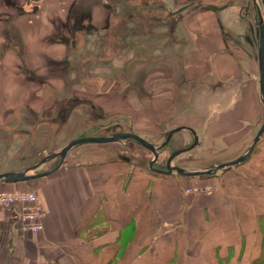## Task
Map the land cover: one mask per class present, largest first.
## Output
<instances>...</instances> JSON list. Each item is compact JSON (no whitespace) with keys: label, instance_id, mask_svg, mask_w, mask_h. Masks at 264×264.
<instances>
[{"label":"rangeland","instance_id":"rangeland-1","mask_svg":"<svg viewBox=\"0 0 264 264\" xmlns=\"http://www.w3.org/2000/svg\"><path fill=\"white\" fill-rule=\"evenodd\" d=\"M94 3V18L86 4L81 19L74 20L79 25L52 37L53 47L62 46L61 60L27 73L25 88L18 87L22 82H6V90L28 94L25 102L36 95V112L23 108L21 140L9 139L7 131L0 165L10 162L23 169L80 135L131 131L158 145L177 125L193 127L199 137L195 147L173 159L190 170L231 160L248 146L264 118L257 82V16L251 4L238 0V14L220 10L216 16L217 10L199 0H188L173 15H168L177 8L172 0ZM197 10L203 13L194 15ZM207 10L216 24L204 14ZM191 142L189 130L174 133L155 165ZM112 143L130 161L141 157L145 168L153 157L134 140ZM56 161L48 159L31 172L47 170ZM198 177L199 184L210 176Z\"/></svg>","mask_w":264,"mask_h":264},{"label":"crops","instance_id":"crops-1","mask_svg":"<svg viewBox=\"0 0 264 264\" xmlns=\"http://www.w3.org/2000/svg\"><path fill=\"white\" fill-rule=\"evenodd\" d=\"M94 1L0 0V146L7 131L9 139L21 140L23 108L36 112L37 96L25 102L28 94L6 90V82L25 88L27 73L61 60L62 46L53 47L52 37L79 25L74 20L86 4L94 18ZM203 1L226 3L224 15L242 8L238 0ZM172 2L178 8L188 0ZM204 14L216 24L214 14ZM256 146L242 163L207 178L219 190L185 194L198 176L154 172L141 157L124 161L112 142L77 145L48 175L0 182L3 188L36 190L50 210L40 231L20 233L10 230L9 211L0 207V264H264L263 136ZM8 166L0 165V172L22 169Z\"/></svg>","mask_w":264,"mask_h":264},{"label":"water","instance_id":"water-1","mask_svg":"<svg viewBox=\"0 0 264 264\" xmlns=\"http://www.w3.org/2000/svg\"><path fill=\"white\" fill-rule=\"evenodd\" d=\"M28 2H34L38 0H27ZM247 2L250 0H246ZM253 4L255 5L256 9V16H257V26H258V46H257V58H258V92H259V98L260 101L262 102L264 106V0H251ZM188 4H184L179 6L173 11H169L168 15H173L181 12L184 10ZM227 6L226 3L216 7V6H209V9L213 10H221ZM183 129H187L191 132L192 134V142L188 144L185 147H181L179 149L174 150L168 155V158L166 160V167L165 169L157 170L152 167V164L156 161L158 158L160 148L165 145L172 135L178 131H181ZM264 132V118L261 121L259 127L255 131L252 139L250 140L248 146L235 158L231 160H227L224 162L216 163L215 165H212L210 167H205L202 169H194L190 170L185 167L179 166L172 164L173 158L178 155L181 152L188 151L195 147L198 143V135L196 130L187 125H177L175 127H172L169 129L164 137V140L156 145L152 143L151 141L147 140L143 136L131 132V131H116L112 132L107 135H85V136H79V137H74L67 141L59 150L55 152H51L49 154L44 155L41 157L39 160H37L35 163L29 165L28 167H25L20 170H6V171H1L0 172V182H7V183H17L21 181H28L30 179L39 177V176H44L48 175L54 170H56L63 162L66 154L68 151L72 148H74L77 145L83 144V143H105V142H115L119 141L122 139H128V140H134L138 142L140 145L143 147L147 148L148 150L151 151L153 157L149 162V168L151 170H157L161 171L162 173H171L173 171L181 174V175H186V176H201V175H214L216 172L219 170L229 168L235 165H238L245 161L248 157L249 154L251 153L252 149L254 146L257 144L259 141L262 133ZM53 157H57L56 163L50 167L47 170L44 171H38V172H31L32 170L36 169L41 163L45 162L48 159H51ZM119 158L124 160V161H129V157L126 155H119Z\"/></svg>","mask_w":264,"mask_h":264},{"label":"built area","instance_id":"built-area-1","mask_svg":"<svg viewBox=\"0 0 264 264\" xmlns=\"http://www.w3.org/2000/svg\"><path fill=\"white\" fill-rule=\"evenodd\" d=\"M207 179V178H206ZM218 182L206 180L184 188L185 194H211L219 189ZM0 207L9 211V227L12 232H38L50 210L42 204L39 194L30 188L0 187Z\"/></svg>","mask_w":264,"mask_h":264},{"label":"flooded vegetation","instance_id":"flooded-vegetation-1","mask_svg":"<svg viewBox=\"0 0 264 264\" xmlns=\"http://www.w3.org/2000/svg\"><path fill=\"white\" fill-rule=\"evenodd\" d=\"M245 3H246V4H251L252 7L255 9V5L253 4V2H252L251 0L248 1V2H245ZM192 139H193V138H192ZM167 144H168V142H167L165 145H167ZM165 145H163V146L160 148V150H161ZM158 157H159V155H158ZM167 158H168V156L166 157L164 163L161 164V165H159V166L155 165V164H156V161H158V158H157L156 161L152 164V167H153L154 169H157V170H161V169L163 170V169H165ZM150 160H151V159L148 160V165H147L148 168H149V162H150ZM172 163H173V161H172ZM173 164H174V163H173ZM149 169H150V168H149ZM150 170H151V169H150ZM157 170H152V171H154V172H158V173H162L161 171H157Z\"/></svg>","mask_w":264,"mask_h":264},{"label":"bare ground","instance_id":"bare-ground-1","mask_svg":"<svg viewBox=\"0 0 264 264\" xmlns=\"http://www.w3.org/2000/svg\"><path fill=\"white\" fill-rule=\"evenodd\" d=\"M257 44H258V42H257ZM257 71H258V58H257ZM196 132H197V131H196ZM263 133H264V132H263ZM263 133H262V135H263ZM262 135H261V136H262ZM80 136H83V135H80ZM76 137H78V136H76ZM260 138H261V137H260ZM125 140H128V139H125ZM198 140H199V137H198ZM259 140H260V139H259ZM258 142H259V141H258ZM258 142H257V144H258ZM257 144H256V145H257ZM256 145L254 146V148L256 147ZM254 148L252 149V151L254 150ZM252 151H251V153H252ZM251 153H250V154H251ZM122 154H123V153H122ZM250 154H249V155H250Z\"/></svg>","mask_w":264,"mask_h":264}]
</instances>
